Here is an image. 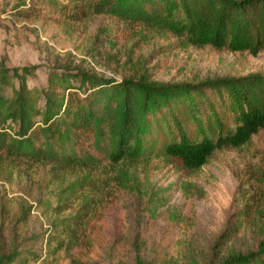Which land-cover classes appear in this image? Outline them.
<instances>
[{
  "label": "trees",
  "instance_id": "16d2710c",
  "mask_svg": "<svg viewBox=\"0 0 264 264\" xmlns=\"http://www.w3.org/2000/svg\"><path fill=\"white\" fill-rule=\"evenodd\" d=\"M15 10L56 25L104 17L139 39L173 37L183 49L264 51V0H29ZM37 69L0 60V180L46 167L45 249L0 250V264H86L107 245L110 216L127 197L145 198L153 219L154 167L197 172L216 151L240 149L264 130L262 74L117 81L63 65L48 70L45 86L29 87ZM219 264H264V238Z\"/></svg>",
  "mask_w": 264,
  "mask_h": 264
},
{
  "label": "rangeland",
  "instance_id": "374dc122",
  "mask_svg": "<svg viewBox=\"0 0 264 264\" xmlns=\"http://www.w3.org/2000/svg\"><path fill=\"white\" fill-rule=\"evenodd\" d=\"M22 1L29 3L0 0V60L9 68L37 66L29 87L45 86L48 70L63 65H84L117 81L140 73L162 82L264 75V51L183 49L173 37L139 39L104 17L75 25L31 22L15 15ZM46 170L0 180L1 251L17 246L43 255ZM151 174L159 201L153 219L145 198L127 197L110 216L107 245L86 264H219L229 252L255 250L264 238V130L240 149L216 151L197 172L160 164Z\"/></svg>",
  "mask_w": 264,
  "mask_h": 264
}]
</instances>
